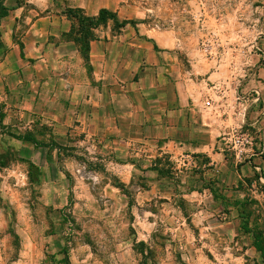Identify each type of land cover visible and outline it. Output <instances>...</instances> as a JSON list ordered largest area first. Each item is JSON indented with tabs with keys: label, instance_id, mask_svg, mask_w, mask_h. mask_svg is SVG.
Here are the masks:
<instances>
[{
	"label": "crops",
	"instance_id": "0c3cea01",
	"mask_svg": "<svg viewBox=\"0 0 264 264\" xmlns=\"http://www.w3.org/2000/svg\"><path fill=\"white\" fill-rule=\"evenodd\" d=\"M67 8L114 14L90 27L85 53ZM179 36L149 22L139 0H23L0 18V166L21 170L0 199V245L15 246L13 264H104L100 254L133 264L134 246L147 249L154 223L122 221L127 186L153 192L137 182L152 180L156 168L134 172L140 162L226 163L205 85L216 73L196 58L185 65ZM80 146L110 165V179L75 165ZM228 169L236 183L253 174L246 164ZM124 227L132 232L123 235Z\"/></svg>",
	"mask_w": 264,
	"mask_h": 264
},
{
	"label": "rangeland",
	"instance_id": "374dc122",
	"mask_svg": "<svg viewBox=\"0 0 264 264\" xmlns=\"http://www.w3.org/2000/svg\"><path fill=\"white\" fill-rule=\"evenodd\" d=\"M139 5L156 27L178 32L185 65L196 58L207 64L205 71L216 73L205 85L211 88L217 142L227 164L182 156L140 162L134 172L156 168L152 180L137 182L153 192L137 195L127 186L122 221L148 216L154 223L148 227L147 249L134 246L133 264H264L250 232L240 228L247 215V226L264 235V0H139ZM1 152L0 144L3 158ZM74 159L81 170L110 179L111 167H104L97 151L80 146ZM243 164L253 174L236 183L228 167L239 171ZM20 171L11 163L0 166V199L18 186ZM140 230L146 233V226ZM131 232L122 229L123 235ZM88 238L97 249L95 237ZM14 250L7 244L3 252L0 245V264H13ZM102 255L104 264H114Z\"/></svg>",
	"mask_w": 264,
	"mask_h": 264
},
{
	"label": "trees",
	"instance_id": "16d2710c",
	"mask_svg": "<svg viewBox=\"0 0 264 264\" xmlns=\"http://www.w3.org/2000/svg\"><path fill=\"white\" fill-rule=\"evenodd\" d=\"M22 2L23 0H12V4L10 6H6L4 4V0H0V18L6 13L7 9L18 6ZM66 15H68V17L72 18L74 21L70 35L74 41L78 42L79 48L83 53H85L88 39L91 37L89 34L90 27H93L99 23H103L106 19H114L113 12L105 9H100L94 16H85L79 9L67 8ZM122 24L123 22H115L116 26H121ZM11 135L16 138H20L19 135ZM261 157L264 158V153H261ZM211 189L212 191L214 190L213 188ZM241 219L240 228L245 232H250L252 237V246L256 251L259 252L261 258L264 260V235L262 231L257 228H251L247 226V215L243 216Z\"/></svg>",
	"mask_w": 264,
	"mask_h": 264
},
{
	"label": "built area",
	"instance_id": "2783aa9c",
	"mask_svg": "<svg viewBox=\"0 0 264 264\" xmlns=\"http://www.w3.org/2000/svg\"><path fill=\"white\" fill-rule=\"evenodd\" d=\"M204 103L208 105L209 104V100H206Z\"/></svg>",
	"mask_w": 264,
	"mask_h": 264
}]
</instances>
